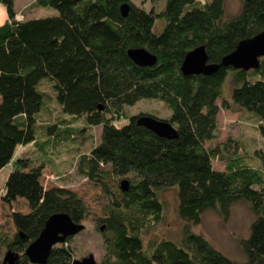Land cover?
<instances>
[{"label":"trees","instance_id":"1","mask_svg":"<svg viewBox=\"0 0 264 264\" xmlns=\"http://www.w3.org/2000/svg\"><path fill=\"white\" fill-rule=\"evenodd\" d=\"M146 1L148 9L132 0H33L29 6L56 13L18 18L15 0H0L6 12L0 24V169L12 161L0 201L8 206L20 201L27 208L10 212L14 231L0 233V248L18 252L17 264H31L24 250L50 214L65 212L81 222L88 206L73 190L47 189L41 182L43 164L24 153L13 159L15 149L38 134L48 135L42 142L79 138L91 125L101 126L100 139L79 156L76 172L107 199L104 216L94 222L101 264H264V151H255L259 165L254 167L237 152L223 154L226 143L207 144L216 139V100L224 85L232 104L256 122L264 138V56L257 69L180 71L184 54L196 46H204L209 63H218L239 40L264 30V0H240L239 12L228 18L223 0ZM124 3L129 9L122 16ZM137 47L155 55L156 62L135 64L127 50ZM143 98L167 107L163 120L175 137L158 136L136 123L143 114L158 118L153 114H126L127 105ZM121 116L127 122L114 124ZM78 117L84 126L71 125ZM215 158L224 162L223 169L213 167ZM115 176L116 194L107 184ZM124 179L126 190L120 188ZM162 185L175 188L181 236L144 243L142 233L161 218L156 189ZM236 201L251 214L248 233L238 240L242 260L193 230L207 209L226 220ZM44 204L51 207L37 218ZM70 239L53 245L43 264H71Z\"/></svg>","mask_w":264,"mask_h":264},{"label":"rangeland","instance_id":"2","mask_svg":"<svg viewBox=\"0 0 264 264\" xmlns=\"http://www.w3.org/2000/svg\"><path fill=\"white\" fill-rule=\"evenodd\" d=\"M30 1L33 0H15V8L21 10V13L17 15L18 18L46 16L56 13V10L50 7H31V5H28ZM132 1L135 5L146 9L151 6V3L146 0ZM156 3H162V0H157ZM0 5L3 7L2 13H0L1 24L6 19V12L4 6L1 3ZM223 7L224 16L226 18L231 17L239 12L240 0H223ZM222 90V96L216 100L218 105L216 139L208 141L207 144L216 146L226 143L227 150L224 149L223 154L228 155L237 152L244 162L257 167L259 159L255 155V151H264V138L258 133L256 122L246 117L244 112L238 110L232 104L227 85H224ZM50 104L54 105L53 102H50ZM125 110L127 115L149 113L161 119L167 117L169 113L167 107L161 101L151 98L140 99L135 104L127 105ZM127 120L126 117L121 116L120 118H115L113 123L121 125ZM71 125L74 127L84 126V119L80 117L72 119ZM100 131V125H91L80 131L83 136L79 138L56 140V137H54L51 141L45 142L41 140L48 135L38 134L39 137H36L34 141L18 145L13 154V159L24 153L31 157L32 163L43 164L41 182L47 189L50 186L65 187L75 191L85 201L88 210L85 218L81 221L83 229L71 235L69 242L72 260L92 254L94 261L97 263H101L103 249L101 237L95 228L94 222L96 218L104 216L107 208V199L98 185L76 172V164L79 156L87 154L89 149L99 141ZM11 166L12 161L0 169V193ZM213 167L223 169L224 162L215 158ZM107 184L111 192L114 194L118 192V178L116 176L109 177ZM156 193L163 205V210L160 220L154 222L152 226L142 233L144 243L151 238L178 240L181 236L184 222L176 212L175 188L171 185H162L156 189ZM50 205L44 204L38 212L37 218L41 216L42 209H49ZM55 207L57 209L62 208L59 206ZM13 210L26 212L27 208L20 201L10 206L0 201V233L10 234L14 231V226L9 216ZM250 220L251 214L247 205L243 201H236L231 205L226 220H222L214 210L207 209L202 213L200 222L193 227V230L202 233L214 247L231 258L242 260L243 254L238 245V240L247 235ZM5 250V247L0 248V261Z\"/></svg>","mask_w":264,"mask_h":264},{"label":"water","instance_id":"3","mask_svg":"<svg viewBox=\"0 0 264 264\" xmlns=\"http://www.w3.org/2000/svg\"><path fill=\"white\" fill-rule=\"evenodd\" d=\"M129 6L124 3L120 5V12L125 16ZM131 60L139 66H152L156 62L155 55L149 53L141 47L127 50ZM264 56V30L259 33L239 40L235 48L222 56L218 63H209L203 45L194 47L184 54L180 64V71L185 75L204 74L209 75L216 72L221 67H233L242 70L257 69L259 58ZM102 109V106L98 107ZM136 123L142 125L161 137L171 139L176 136V131L172 125L163 119H158L150 115H140L136 118ZM127 181L120 182V188L126 190ZM100 226L99 230H103ZM83 229L81 222H74L65 212H54L50 214L41 228L38 236L32 240L24 250L28 261L31 264H43L53 245L61 243L66 237L75 234ZM19 253L11 249L5 250L0 264H17ZM71 264H101L94 261L92 254H88L80 259H74Z\"/></svg>","mask_w":264,"mask_h":264},{"label":"crops","instance_id":"4","mask_svg":"<svg viewBox=\"0 0 264 264\" xmlns=\"http://www.w3.org/2000/svg\"><path fill=\"white\" fill-rule=\"evenodd\" d=\"M3 7L0 5V13H2Z\"/></svg>","mask_w":264,"mask_h":264}]
</instances>
